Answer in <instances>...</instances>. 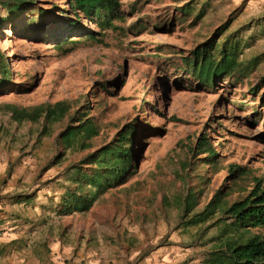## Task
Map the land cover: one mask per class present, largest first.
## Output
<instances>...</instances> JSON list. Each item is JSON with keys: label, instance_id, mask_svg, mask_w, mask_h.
Segmentation results:
<instances>
[{"label": "rangeland", "instance_id": "obj_1", "mask_svg": "<svg viewBox=\"0 0 264 264\" xmlns=\"http://www.w3.org/2000/svg\"><path fill=\"white\" fill-rule=\"evenodd\" d=\"M15 1L0 0L11 68L0 106L64 101L71 110L43 137L44 120L17 124L0 111V202L31 197L29 233L59 242L66 264L105 254L140 264L165 250L162 262L174 253L177 264H207L238 236L236 224L221 213L198 226L187 219L219 193L231 204L258 180L264 187V0H110L91 16L69 0H20V16L1 21ZM210 42L217 60L235 50L239 68L206 83L193 53ZM84 116L99 135L87 150H66L61 133ZM130 127V170L93 201L90 188L77 190V169L93 173L91 156ZM202 138L213 154L198 152Z\"/></svg>", "mask_w": 264, "mask_h": 264}, {"label": "trees", "instance_id": "obj_2", "mask_svg": "<svg viewBox=\"0 0 264 264\" xmlns=\"http://www.w3.org/2000/svg\"><path fill=\"white\" fill-rule=\"evenodd\" d=\"M21 1L17 0L8 5L11 16L1 21L9 22L18 18L26 3ZM108 3L110 4V0H69V6L74 12H81L87 16L100 11ZM215 49L214 43L210 42L204 50L197 49L193 53L195 60H199V65L194 66L197 76L199 80L206 83H213L216 77L224 74L230 75L239 68L235 50L231 52L228 49L223 50L221 58L217 60L212 55ZM8 61V57L0 49V73H3V77L0 78V88L10 81L11 68ZM70 110L71 105L64 101L55 104H41L31 108H20L12 104L0 106V111L9 113L17 124H38L44 120L45 126L40 134L41 137L49 136L51 127L62 122ZM135 133V127H130L123 134L119 144L100 149L91 156L86 165L96 166L93 168V173H85L77 169V175L74 178L78 182L77 190L85 191L86 188H90L89 193L94 194L92 197L94 201L101 194L116 187L130 170L133 155L129 145L132 144L131 137ZM98 135L99 129L91 118L77 117L73 124L61 133L60 142L66 150L83 151L92 147L91 140ZM200 141L198 145L200 151L198 152L213 154V149L209 146L207 139L202 138ZM213 157L211 156V158ZM225 197V194L219 193L203 212L188 218L185 223L188 227L202 225L212 220L217 213H221L226 216L227 220L235 222V232L238 233V236L224 240L219 249L207 256V264H264V236L246 237L250 229L264 230V187L262 181L258 180L255 188L246 197L234 203L226 202ZM29 199L31 197H22L20 200L28 201ZM193 210L194 205H188L185 215L189 216ZM241 229L244 230L243 233L240 232Z\"/></svg>", "mask_w": 264, "mask_h": 264}, {"label": "crops", "instance_id": "obj_3", "mask_svg": "<svg viewBox=\"0 0 264 264\" xmlns=\"http://www.w3.org/2000/svg\"><path fill=\"white\" fill-rule=\"evenodd\" d=\"M22 195L20 196H25ZM13 197L15 194L8 196V198ZM29 203L30 201L27 200L16 199L0 202V264H66V253H61L59 242H55L46 235L29 233V227L34 225L31 222L32 219L25 221L29 215L27 210H32L26 207ZM37 212L41 216V213ZM33 214L35 215V212ZM166 253V250L158 252L145 258L140 264H177L182 260L181 257L171 258L174 254L172 253L166 261L162 262L161 257ZM102 256V258L97 256L88 259L86 264H111V262L127 264L125 260H106V258L109 259L108 254ZM79 262V259H75L73 264H79Z\"/></svg>", "mask_w": 264, "mask_h": 264}]
</instances>
